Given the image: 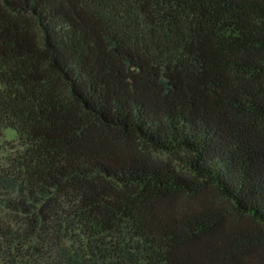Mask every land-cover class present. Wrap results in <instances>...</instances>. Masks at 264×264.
Returning a JSON list of instances; mask_svg holds the SVG:
<instances>
[{"label": "trees", "instance_id": "16d2710c", "mask_svg": "<svg viewBox=\"0 0 264 264\" xmlns=\"http://www.w3.org/2000/svg\"><path fill=\"white\" fill-rule=\"evenodd\" d=\"M0 264H264V0H0Z\"/></svg>", "mask_w": 264, "mask_h": 264}, {"label": "rangeland", "instance_id": "374dc122", "mask_svg": "<svg viewBox=\"0 0 264 264\" xmlns=\"http://www.w3.org/2000/svg\"><path fill=\"white\" fill-rule=\"evenodd\" d=\"M2 140L13 141L16 139V132L12 128H5L2 130Z\"/></svg>", "mask_w": 264, "mask_h": 264}]
</instances>
